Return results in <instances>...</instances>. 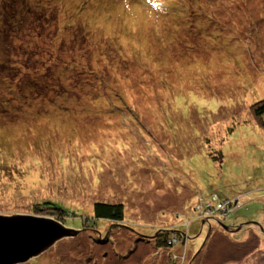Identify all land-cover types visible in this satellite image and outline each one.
Masks as SVG:
<instances>
[{
    "label": "rangeland",
    "instance_id": "1",
    "mask_svg": "<svg viewBox=\"0 0 264 264\" xmlns=\"http://www.w3.org/2000/svg\"><path fill=\"white\" fill-rule=\"evenodd\" d=\"M157 4L0 0L19 8L18 19L0 15V214L39 215L33 204L48 198L82 217L97 202L125 207L107 235L100 219L86 230L67 220L76 235L19 264H163L154 230L194 218L183 264H264V116L253 112L264 98V0ZM228 136L229 165L217 169L204 153ZM197 188L244 200L236 221L251 223L230 232L233 216L208 218Z\"/></svg>",
    "mask_w": 264,
    "mask_h": 264
},
{
    "label": "trees",
    "instance_id": "2",
    "mask_svg": "<svg viewBox=\"0 0 264 264\" xmlns=\"http://www.w3.org/2000/svg\"><path fill=\"white\" fill-rule=\"evenodd\" d=\"M0 10H1V14H0L1 16H4V13H7V12L10 13V11H11L14 19H18V16L16 15L19 13L18 7H16V11L13 9H9L8 7H5L3 10L0 8ZM9 19H13V18L7 16V20H9ZM207 80H208V77H207ZM225 100H226V98L224 99V101ZM216 107H217V105H216ZM206 108H204V110H206ZM223 108L226 111L227 107L225 106V103L222 104L221 111H224ZM212 110H213V108H212ZM228 111H230V110L228 109ZM253 112L257 116L256 119H258V123H259V120H261L260 118H262L264 116V98L259 100L257 105L254 107ZM225 115L228 116L229 112H225L222 114L223 117ZM136 117L137 116L135 115V118ZM163 121L165 122V120H163ZM237 127L233 128V129H229L228 135L229 136L233 135V133L237 130ZM127 129H129V128H127ZM139 133H140V131H139ZM229 136L226 140L225 139L221 140L218 146H215V144L218 142L217 140H216L217 142L216 141L214 142L211 140V149L209 150V153H208L209 155L204 153L206 158H210V160H212V162L216 165L217 169H219V168L223 169V166L225 163H227L229 165L230 160H227L225 158V154L227 151V148L225 146H226V142H228ZM201 143L203 145L202 140H201ZM12 148H13L12 145H9V149H12ZM24 155H25V153L24 154L22 153L21 156H24ZM196 191L197 190H195V192ZM195 192H194V200H198L195 206H197V209H199L200 211L205 212L206 214L208 213V218H213V220H214V218H218V220H220L221 217L223 218V216L229 214L230 215L229 217L233 216L235 219V221H233L235 224L232 225L234 227V230L238 229V227L241 224H244V226H246L248 223H251L250 221L243 223V219L236 221L235 215L238 213V211L243 206V205H241L239 207L240 202L241 201L245 202L244 200L237 201V198H235V197L225 198L224 200H219V196H218V194H216V192L207 191V190L203 191V190H199V189H198L197 193H195ZM197 196H200V198H199L200 200L197 199ZM219 205H220V207H219ZM235 208H236V210L233 212L232 210ZM217 209L222 210V211H221V213H218V215H215V210H217ZM31 210L33 212H35L36 214H39V215H44V216L47 215V217H52V216L56 217L63 224H64V222H66L68 220V222L71 223V225H69L70 227L75 226V228L82 229V230H86L90 223L93 225V227H97V225H96L97 221L95 218L100 219L101 222L98 223L100 226H103L104 224L105 225L107 224V226H108V229H106L105 231L99 230V232H102L104 235H107L109 231L111 232V230L114 228L112 225H117L118 223L123 221L125 218L124 204L120 203V202H110L109 200H106L103 202H97L96 204H94V216H92V217H87V216L82 217V216H84V214L75 213L74 210H72L68 206L63 205L62 203H59L58 201L51 199V198H48V199L41 201V202L34 203ZM0 215H7V214L2 213ZM111 221H112V224L110 223ZM195 224H196V219L194 218L193 223L190 224L188 227L186 225L182 224L181 226H178L173 230L168 229V228H166V229L159 228L158 230H154V232L152 234L157 233V235L154 239L155 240L154 243H152V244L154 246H156V248L160 252H163L164 255L163 254L162 255L165 256V259L163 260V264H183L182 263L183 260L185 259V261H186L184 251H183L184 259L181 258V253L179 251L183 250V248L185 246L187 247L188 245H190V243L192 241V237H190V229H191V226H193V229H194ZM221 225L224 227L225 224L223 221H222ZM244 226H242V227H244ZM199 227L197 228V230L203 231L204 226L202 225L201 228H199ZM231 230H233V229H231ZM230 232H237V231H230ZM152 234L144 233L143 236L144 235H152ZM209 234L211 235V233H209ZM209 234L203 236V240H202V241H204L203 244H205V242L207 241ZM143 236H142L143 240L149 241V240L145 239ZM247 243H249L251 245H256L257 247H259L258 237L249 236V238L247 239ZM136 245H138V244L136 243ZM136 245L134 243L133 247L127 246L126 248H129V249H127V253H125V254L120 253V255H119L120 251L119 252L117 251L118 253L117 252L116 253L120 257V259H124L127 255L133 254L135 252ZM195 246H197V245H195ZM200 248L201 247L199 245V249ZM199 249L196 252H198ZM187 250L188 249H186L185 254H187ZM46 257L36 259L31 264H64V263H67V260H63L64 263H62L61 259L58 260L57 258H51V257L46 258ZM261 258H264V253L262 254ZM68 264H71V263H68ZM72 264H88V263L85 261L84 258H80L78 255V257L75 258V261Z\"/></svg>",
    "mask_w": 264,
    "mask_h": 264
},
{
    "label": "water",
    "instance_id": "3",
    "mask_svg": "<svg viewBox=\"0 0 264 264\" xmlns=\"http://www.w3.org/2000/svg\"><path fill=\"white\" fill-rule=\"evenodd\" d=\"M243 225L235 231L240 230ZM78 232L59 220L44 215H0V264L30 261L60 239Z\"/></svg>",
    "mask_w": 264,
    "mask_h": 264
},
{
    "label": "clouds",
    "instance_id": "4",
    "mask_svg": "<svg viewBox=\"0 0 264 264\" xmlns=\"http://www.w3.org/2000/svg\"><path fill=\"white\" fill-rule=\"evenodd\" d=\"M163 2H164V0H159V4H157L156 6L159 8V7H161L162 5H163Z\"/></svg>",
    "mask_w": 264,
    "mask_h": 264
},
{
    "label": "bare ground",
    "instance_id": "5",
    "mask_svg": "<svg viewBox=\"0 0 264 264\" xmlns=\"http://www.w3.org/2000/svg\"><path fill=\"white\" fill-rule=\"evenodd\" d=\"M88 131L93 133V130H92L91 128H89V130H88Z\"/></svg>",
    "mask_w": 264,
    "mask_h": 264
},
{
    "label": "flooded vegetation",
    "instance_id": "6",
    "mask_svg": "<svg viewBox=\"0 0 264 264\" xmlns=\"http://www.w3.org/2000/svg\"><path fill=\"white\" fill-rule=\"evenodd\" d=\"M233 230H234V227H233ZM233 230H232V231H233Z\"/></svg>",
    "mask_w": 264,
    "mask_h": 264
}]
</instances>
